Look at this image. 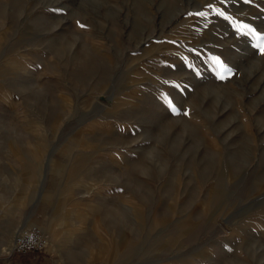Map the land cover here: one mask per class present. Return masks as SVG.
Here are the masks:
<instances>
[{"label": "rangeland", "instance_id": "obj_1", "mask_svg": "<svg viewBox=\"0 0 264 264\" xmlns=\"http://www.w3.org/2000/svg\"><path fill=\"white\" fill-rule=\"evenodd\" d=\"M262 48L264 0H0V264H264Z\"/></svg>", "mask_w": 264, "mask_h": 264}, {"label": "built area", "instance_id": "obj_2", "mask_svg": "<svg viewBox=\"0 0 264 264\" xmlns=\"http://www.w3.org/2000/svg\"><path fill=\"white\" fill-rule=\"evenodd\" d=\"M44 239L35 227H26L20 230L13 239L12 249L16 251H27L39 248Z\"/></svg>", "mask_w": 264, "mask_h": 264}, {"label": "snow or ice", "instance_id": "obj_3", "mask_svg": "<svg viewBox=\"0 0 264 264\" xmlns=\"http://www.w3.org/2000/svg\"><path fill=\"white\" fill-rule=\"evenodd\" d=\"M249 2H251V0H249ZM219 14L220 15H224L223 12H220ZM198 15H204V13H198ZM80 27H84V25H80ZM253 31H255V30L253 29ZM261 51H264V48H262ZM213 59L216 60V61H218V62L220 61V58L219 57H213ZM220 67H221L222 70L228 71L229 72V75L231 74L230 70H228L226 68V66L222 62H220ZM220 79H225V77L224 76H220ZM172 111L173 112H176L177 109L175 107H172Z\"/></svg>", "mask_w": 264, "mask_h": 264}, {"label": "bare ground", "instance_id": "obj_4", "mask_svg": "<svg viewBox=\"0 0 264 264\" xmlns=\"http://www.w3.org/2000/svg\"><path fill=\"white\" fill-rule=\"evenodd\" d=\"M50 231H52V230L51 229L50 230L48 229V232L50 233L51 240H53V239H55L56 234H55V231H53V232H50Z\"/></svg>", "mask_w": 264, "mask_h": 264}]
</instances>
